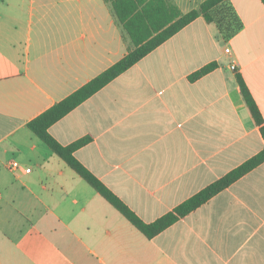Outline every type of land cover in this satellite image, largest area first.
Returning <instances> with one entry per match:
<instances>
[{"label":"crops","instance_id":"1","mask_svg":"<svg viewBox=\"0 0 264 264\" xmlns=\"http://www.w3.org/2000/svg\"><path fill=\"white\" fill-rule=\"evenodd\" d=\"M228 4L231 36L199 16L50 127L146 222L264 149L236 77L264 117V2ZM133 48L111 1L0 0V264H264V162L148 238L28 127Z\"/></svg>","mask_w":264,"mask_h":264},{"label":"trees","instance_id":"2","mask_svg":"<svg viewBox=\"0 0 264 264\" xmlns=\"http://www.w3.org/2000/svg\"><path fill=\"white\" fill-rule=\"evenodd\" d=\"M106 1L112 2L114 12L130 35L134 48L91 81L31 120L28 127L136 228L148 238H153L263 163L264 149L179 204L172 211L155 221L146 222L76 157L75 151L90 142L91 137H83L69 145H63L50 133V127L199 16H203L209 23L215 22L220 33L225 37L238 31L241 24L234 8L228 4V0H205L198 8L187 13H182L171 0ZM224 10L229 12L232 19L225 15ZM215 67L216 63L208 64L193 73L190 79L196 80ZM236 77L242 95L255 122L260 126L264 138V117L261 110L242 75L237 73Z\"/></svg>","mask_w":264,"mask_h":264},{"label":"built area","instance_id":"3","mask_svg":"<svg viewBox=\"0 0 264 264\" xmlns=\"http://www.w3.org/2000/svg\"><path fill=\"white\" fill-rule=\"evenodd\" d=\"M226 51H227V52H230V49L227 48ZM231 67H232V69H235V68H236V65L233 63V64L231 65ZM19 166H20V164H19L18 161H14V162H12V167H14V168H18ZM26 171H27V172H30V171H31V168H27Z\"/></svg>","mask_w":264,"mask_h":264},{"label":"rangeland","instance_id":"4","mask_svg":"<svg viewBox=\"0 0 264 264\" xmlns=\"http://www.w3.org/2000/svg\"><path fill=\"white\" fill-rule=\"evenodd\" d=\"M224 11H225V15H227L228 18L232 19L231 16H230V14H229V12L227 10H224Z\"/></svg>","mask_w":264,"mask_h":264}]
</instances>
